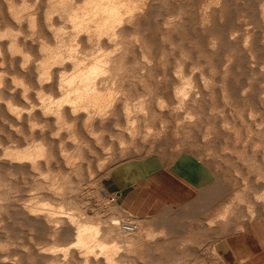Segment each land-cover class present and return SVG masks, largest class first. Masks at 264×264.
<instances>
[{
  "label": "rangeland",
  "instance_id": "1",
  "mask_svg": "<svg viewBox=\"0 0 264 264\" xmlns=\"http://www.w3.org/2000/svg\"><path fill=\"white\" fill-rule=\"evenodd\" d=\"M35 1L28 2L29 11L36 10L31 5ZM110 1H117L114 4L119 11H133L135 17L123 21L125 28L121 26L129 27V36L122 38L132 50L123 57L126 61L119 72L115 71L117 81L110 82L112 88L109 86L117 92L120 106L128 101V112H118L119 118L124 112L128 114L129 121L125 117L118 124L117 115L108 112L112 119L108 114L106 118L114 120L110 127L94 132L89 126L90 142L80 144L84 154L66 169L64 162L62 168L53 171L46 172L44 166L43 172L36 171L38 177L32 175L33 180L31 173H14L7 168L5 174L0 170L3 184L17 185L10 190L13 202L21 205L22 198L38 192L32 188L35 178H60L67 170L74 188L65 195L69 203L61 206L75 215L74 221L97 223L98 217H112L140 224L132 245L117 244L113 255L116 264H124L127 257L130 264H264V0ZM57 124L36 128L52 130L55 139L74 132L73 123H59V129L55 128ZM6 131L11 137L10 130ZM1 133L0 140H12ZM73 147L76 155L78 151ZM130 161L147 162L151 170L174 167L190 175L198 184L195 197L153 217L136 218L124 212L105 192L102 181L114 167ZM47 199L45 203L57 204L52 208L59 207L55 202L58 200ZM18 204L16 209L9 205L8 210L14 211L0 214V261L41 264L36 249L43 251L59 243L61 247L62 243L50 238L51 243L41 236L45 224L35 233L26 223L30 216L25 212L16 217L21 209ZM13 212L17 214L11 215ZM147 223L156 228L164 226L165 231L154 233ZM158 234L164 237H151L147 242L149 235ZM125 246L130 249L128 255ZM34 251L37 255H32ZM96 254L99 256V251ZM57 255L65 261L64 254Z\"/></svg>",
  "mask_w": 264,
  "mask_h": 264
},
{
  "label": "bare ground",
  "instance_id": "2",
  "mask_svg": "<svg viewBox=\"0 0 264 264\" xmlns=\"http://www.w3.org/2000/svg\"><path fill=\"white\" fill-rule=\"evenodd\" d=\"M28 2L30 0H0V130H4L2 133H5L8 129L10 134L12 133V140L10 139L8 142L6 141L8 131L4 135L0 132L2 136H6V140H0V170L2 172L8 168L7 170L11 169L14 173H31L30 178L32 179V175L35 173L37 175L38 170L41 172L44 166H46L47 172L58 167L62 168L63 162L64 169L75 163V159L84 154L82 152L84 149L80 144L86 143L85 145H87L90 142L87 140V137L89 138L88 129H90L88 127L91 126L95 132L97 129L102 130L106 126H111L114 120L108 119L110 117L108 112L117 115V123H120L125 117V120L129 121L128 114L125 113L127 109L129 110L128 101L123 102L122 107L120 106L117 92L115 89L111 90L113 86L110 82L114 84V81H117L115 71L122 67L121 64L126 59L123 57L126 56L127 51L132 50H128V41L125 39L126 42L122 38L129 33H126V29L129 27L122 29V27L125 28V25L122 26V24L127 19L132 20L134 12L128 11V9L119 11L116 9L118 5L115 8L114 4H118L117 1L111 2L110 0H36L34 4H31L36 6L35 11L28 10ZM131 20L130 22H132ZM130 22L128 21L129 24ZM125 36L124 38L129 34ZM131 40L129 38V41ZM132 44L138 45L137 42H132ZM115 84L117 83L115 82ZM15 105L20 107H14ZM121 109L126 111L124 117L121 114L119 118L118 111ZM107 114L108 118H106ZM53 123H58L55 128L60 124L63 126L73 123L74 132L71 133L72 130H70L71 135L64 136L63 134L61 138L57 137L58 141H56L57 138L55 139L54 135H51L52 130L37 129L40 124L51 127ZM41 127L43 128V125ZM17 132H20L21 136H18ZM62 132L65 131L62 130ZM9 137L7 138L9 139ZM71 147L78 151L76 155L73 154ZM78 166L82 170L83 166L80 163ZM68 174V171L65 170L60 178L59 175L51 180L47 176L38 180L35 178L33 182L31 181L34 183L32 188L35 187L34 189L38 192H35V195L22 198L21 202L24 201L21 205L18 202L20 199H17L19 203L17 204L22 210L18 211L17 207L16 217L22 216V213L20 215L19 212H25L30 216V220L27 218L26 223L33 230L35 229V233H39L38 227L45 224L44 230L42 229L44 233L41 236L48 237L49 242L57 240L62 243L61 247L60 243L57 245L59 248L55 245L47 247L48 249L44 248L43 251H39L37 248L36 251L39 253L34 251L31 252L32 255L35 252L36 255L40 254L38 259L41 264H66V260H70V264H72L71 261L76 264L78 261L81 264H116L113 255L117 253V244L132 245L136 240L140 224L132 221L125 223L126 220L121 222L124 219L119 221L120 219L112 217L108 220L98 217L97 223L86 220L74 221L75 215L63 211L61 206L64 202L67 205L68 201L64 200L65 195L74 188L73 181L67 178ZM1 175L3 174H0L2 179ZM12 184L7 183V189H5L7 186L3 184V181L0 184V186L5 185V188L1 189L0 187V214L12 211L13 209L8 210L9 205L11 208L17 205L13 202L15 200L12 199L13 196L10 195V190L12 192L17 185ZM47 198L58 200L55 202L59 204V207L55 208L57 204L56 206L53 204L55 207L52 208L51 203H45ZM66 199L68 198L66 197ZM10 214L16 215L14 212ZM22 221L24 223V220ZM6 226L8 227V224ZM151 237L158 240L164 236L161 234L149 235L146 238L147 242ZM1 239L4 238L1 237ZM2 243L6 242L3 240ZM0 246L2 247L1 240ZM31 248H34V245ZM97 250L99 256H96ZM129 250L125 246L127 255ZM59 252L64 254V262L59 260L57 255ZM102 254L103 258H101ZM130 261L127 257L122 262L130 264ZM15 263L17 264V261Z\"/></svg>",
  "mask_w": 264,
  "mask_h": 264
},
{
  "label": "crops",
  "instance_id": "3",
  "mask_svg": "<svg viewBox=\"0 0 264 264\" xmlns=\"http://www.w3.org/2000/svg\"><path fill=\"white\" fill-rule=\"evenodd\" d=\"M102 186L115 203L136 218L159 215L168 208L189 203L198 190L197 182L174 167L151 170L147 162L130 161L114 167L103 178ZM154 233L164 230L147 223Z\"/></svg>",
  "mask_w": 264,
  "mask_h": 264
},
{
  "label": "built area",
  "instance_id": "4",
  "mask_svg": "<svg viewBox=\"0 0 264 264\" xmlns=\"http://www.w3.org/2000/svg\"><path fill=\"white\" fill-rule=\"evenodd\" d=\"M113 200H114V197H113Z\"/></svg>",
  "mask_w": 264,
  "mask_h": 264
}]
</instances>
